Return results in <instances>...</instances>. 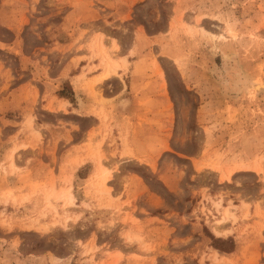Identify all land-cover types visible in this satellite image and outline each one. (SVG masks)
Masks as SVG:
<instances>
[{
  "label": "rangeland",
  "instance_id": "374dc122",
  "mask_svg": "<svg viewBox=\"0 0 264 264\" xmlns=\"http://www.w3.org/2000/svg\"><path fill=\"white\" fill-rule=\"evenodd\" d=\"M0 264H264V0H0Z\"/></svg>",
  "mask_w": 264,
  "mask_h": 264
},
{
  "label": "bare ground",
  "instance_id": "6f19581e",
  "mask_svg": "<svg viewBox=\"0 0 264 264\" xmlns=\"http://www.w3.org/2000/svg\"><path fill=\"white\" fill-rule=\"evenodd\" d=\"M108 74H109V73H107V72L104 73L103 77H104V78L107 77ZM252 87L254 88V90L257 91V90L259 89L260 86L255 84V85H253ZM103 178H105V177H103ZM103 178H102V179H103ZM103 180H104V179H103ZM64 194H65V196H66V199H67L68 203H71L72 198H71V196L69 195L68 191H67L66 193H64ZM215 232H218V230L215 229Z\"/></svg>",
  "mask_w": 264,
  "mask_h": 264
},
{
  "label": "crops",
  "instance_id": "0c3cea01",
  "mask_svg": "<svg viewBox=\"0 0 264 264\" xmlns=\"http://www.w3.org/2000/svg\"><path fill=\"white\" fill-rule=\"evenodd\" d=\"M113 53H114V51H113ZM101 75H102V72H100V77H101ZM105 81H106V79H104V78L101 79V81H100V89L102 88L101 87L102 83H104ZM103 93H104V90H103Z\"/></svg>",
  "mask_w": 264,
  "mask_h": 264
}]
</instances>
